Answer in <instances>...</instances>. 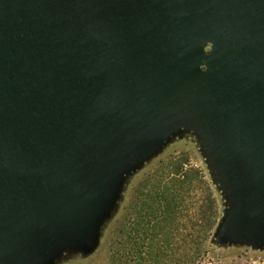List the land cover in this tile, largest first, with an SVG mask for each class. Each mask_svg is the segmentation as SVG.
Masks as SVG:
<instances>
[{"label":"water","instance_id":"1","mask_svg":"<svg viewBox=\"0 0 264 264\" xmlns=\"http://www.w3.org/2000/svg\"><path fill=\"white\" fill-rule=\"evenodd\" d=\"M206 119L264 206V0H0V264L55 224H90L113 154L145 149L200 76Z\"/></svg>","mask_w":264,"mask_h":264},{"label":"rangeland","instance_id":"2","mask_svg":"<svg viewBox=\"0 0 264 264\" xmlns=\"http://www.w3.org/2000/svg\"><path fill=\"white\" fill-rule=\"evenodd\" d=\"M203 51L200 76L163 133L102 166L104 196L93 221L47 227L17 264H133L159 256L161 264H182L184 252L193 264L200 232L208 235L200 264H264V206L244 216L238 209L242 184L230 176L206 119L213 44ZM123 251L131 257H121Z\"/></svg>","mask_w":264,"mask_h":264},{"label":"trees","instance_id":"3","mask_svg":"<svg viewBox=\"0 0 264 264\" xmlns=\"http://www.w3.org/2000/svg\"><path fill=\"white\" fill-rule=\"evenodd\" d=\"M217 224V218H214L212 221H211V229ZM208 237V235H204L202 232H200L198 235H197V240H199V244H200V247H197L196 250H195V253L193 255V258H194V263L193 264H200L202 262V260L204 259V257L206 256L207 254V250L203 249L201 246H202V242ZM130 251H123V254H121V257H131L130 256ZM158 256V255H156ZM160 258V256L158 257V259ZM182 258L184 260V262L182 264H189L187 262V260L190 258L188 254H186L184 252V254H182ZM115 259V258H114ZM157 260H154L152 259L151 261H146L143 257L140 258L141 260V263H140V260H134V259H131L130 261H132L133 264H161L159 261ZM116 260V259H115ZM116 264V263H114Z\"/></svg>","mask_w":264,"mask_h":264}]
</instances>
